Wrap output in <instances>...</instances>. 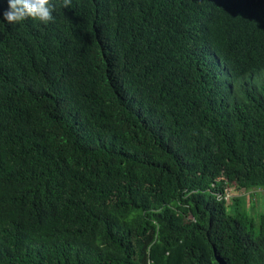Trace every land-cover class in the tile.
I'll return each instance as SVG.
<instances>
[{
  "label": "trees",
  "instance_id": "16d2710c",
  "mask_svg": "<svg viewBox=\"0 0 264 264\" xmlns=\"http://www.w3.org/2000/svg\"><path fill=\"white\" fill-rule=\"evenodd\" d=\"M7 7L0 264H264V0Z\"/></svg>",
  "mask_w": 264,
  "mask_h": 264
},
{
  "label": "clouds",
  "instance_id": "9594fccd",
  "mask_svg": "<svg viewBox=\"0 0 264 264\" xmlns=\"http://www.w3.org/2000/svg\"><path fill=\"white\" fill-rule=\"evenodd\" d=\"M7 3L8 7L2 13V19L8 24L16 25L32 19L46 25L54 21L53 13L57 9L70 8L72 0H7Z\"/></svg>",
  "mask_w": 264,
  "mask_h": 264
},
{
  "label": "rangeland",
  "instance_id": "374dc122",
  "mask_svg": "<svg viewBox=\"0 0 264 264\" xmlns=\"http://www.w3.org/2000/svg\"><path fill=\"white\" fill-rule=\"evenodd\" d=\"M229 200L228 204H231L233 198H241L244 202L243 208L245 211L249 212L251 215H255L258 211L264 213V193L257 191H248L243 190H229Z\"/></svg>",
  "mask_w": 264,
  "mask_h": 264
},
{
  "label": "built area",
  "instance_id": "2783aa9c",
  "mask_svg": "<svg viewBox=\"0 0 264 264\" xmlns=\"http://www.w3.org/2000/svg\"><path fill=\"white\" fill-rule=\"evenodd\" d=\"M219 198L221 197V196H218ZM224 197V199L226 200V201H228L229 200V194H228V191H226V193H225V195L223 196Z\"/></svg>",
  "mask_w": 264,
  "mask_h": 264
},
{
  "label": "crops",
  "instance_id": "0c3cea01",
  "mask_svg": "<svg viewBox=\"0 0 264 264\" xmlns=\"http://www.w3.org/2000/svg\"><path fill=\"white\" fill-rule=\"evenodd\" d=\"M258 192V191H257Z\"/></svg>",
  "mask_w": 264,
  "mask_h": 264
}]
</instances>
